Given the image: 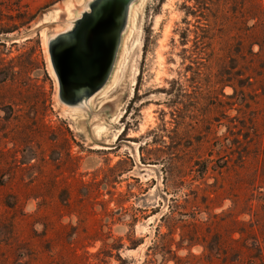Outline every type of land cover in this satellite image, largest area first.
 <instances>
[{
  "label": "rangeland",
  "instance_id": "obj_1",
  "mask_svg": "<svg viewBox=\"0 0 264 264\" xmlns=\"http://www.w3.org/2000/svg\"><path fill=\"white\" fill-rule=\"evenodd\" d=\"M0 264H264V0H0Z\"/></svg>",
  "mask_w": 264,
  "mask_h": 264
},
{
  "label": "bare ground",
  "instance_id": "obj_2",
  "mask_svg": "<svg viewBox=\"0 0 264 264\" xmlns=\"http://www.w3.org/2000/svg\"><path fill=\"white\" fill-rule=\"evenodd\" d=\"M116 14V10L111 9L105 14L98 15L89 27V33L85 35L86 43H81L83 40L78 39L73 43L66 42L59 46L58 61L66 79L65 87L68 93L75 88L76 79H80L79 75L85 69L93 73L94 77H98L106 67L119 24V17ZM71 72L75 74L72 78Z\"/></svg>",
  "mask_w": 264,
  "mask_h": 264
},
{
  "label": "water",
  "instance_id": "obj_3",
  "mask_svg": "<svg viewBox=\"0 0 264 264\" xmlns=\"http://www.w3.org/2000/svg\"><path fill=\"white\" fill-rule=\"evenodd\" d=\"M107 12V11H106ZM102 14H105V12H103ZM91 25H89L86 29H85V31L83 32V35H82V37H80L79 38V40L78 39H76V40H78V41H82L81 43H86V38H87V36L85 37V35H87V33H89V31H88V29H89V27H90ZM76 40H74V41H72V42H69V43H73V42H75ZM80 43V44H81ZM79 44V43H78ZM61 45V44H60ZM60 45H57L55 48H54V61H55V64H56V67L58 68V69H60V71H61V74H62V81H63V90H64V93H68L67 92V88L65 87V83H66V79H65V76L63 75V72H62V70H61V68H60V65H59V61H58V50H59V46ZM88 52H86V54H87ZM86 54H84V55H86ZM105 69V68H104ZM104 69L100 72V74L98 75V77L100 76V75H102V73H103V71H104ZM88 75V76H87ZM90 75H92V76H90ZM70 76H71V78L72 77H74L75 76V74H72V72L70 73ZM80 76V77H79ZM78 77L80 78V79H76V83H79L80 85H83V84H85L86 82H88L87 81V79L88 78H90V77H94L93 76V73L91 74V72L90 71H88L87 69H85V71L84 72H82L80 75H79ZM84 76H87V77H84ZM68 77H69V75H68ZM84 77V78H83ZM96 77V76H95ZM68 83V82H67Z\"/></svg>",
  "mask_w": 264,
  "mask_h": 264
}]
</instances>
